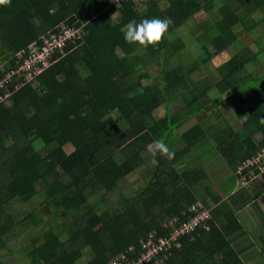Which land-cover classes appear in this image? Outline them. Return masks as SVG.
Segmentation results:
<instances>
[{
    "label": "trees",
    "instance_id": "obj_1",
    "mask_svg": "<svg viewBox=\"0 0 264 264\" xmlns=\"http://www.w3.org/2000/svg\"><path fill=\"white\" fill-rule=\"evenodd\" d=\"M199 14L204 22L191 30L199 56L179 62L182 72L174 56L187 41L175 32ZM152 17L172 20L161 43L144 48L125 42L121 29L129 21ZM61 24L81 28V42L32 82L13 76L15 83L7 86L11 103L0 102V264L21 251L28 264H107L121 254L131 260L149 232L161 231V220L196 203L210 212L209 229L184 238L165 264H264L259 246L236 240L243 231L241 207L226 194L228 185H252L253 168L243 166L264 149V70H250L264 59V0H126L119 8L109 0H11L0 5V81L19 67V52ZM240 25L261 35H249L252 43L244 45L235 30ZM203 64L213 66L219 79L195 77ZM227 93L240 101L243 130L217 114L221 127L211 135L214 126L203 123V114L210 104L220 113ZM162 107L165 115L156 119ZM191 119L196 123L180 133ZM177 135L183 145L165 159L169 168L164 160L154 170L144 195L120 206L99 201L85 210L145 163L148 144ZM181 163L184 169H178ZM171 185L170 199L160 200ZM38 198L69 219L51 222L25 208ZM141 199L159 211L155 217L146 218ZM17 242L25 247L12 249ZM87 253L88 261L80 263Z\"/></svg>",
    "mask_w": 264,
    "mask_h": 264
},
{
    "label": "built area",
    "instance_id": "obj_2",
    "mask_svg": "<svg viewBox=\"0 0 264 264\" xmlns=\"http://www.w3.org/2000/svg\"><path fill=\"white\" fill-rule=\"evenodd\" d=\"M126 0H109L112 7L119 8ZM83 38V31L76 25H62L59 30L48 32L40 37L38 42L30 44L27 48L18 53L19 67L12 70L0 81V91L4 92L0 96L1 103H8L13 92L8 90V84H13V76L18 80H27L32 82L38 79L42 73L52 67L60 59L65 57L69 47L77 45ZM21 84H16V88H20ZM261 152V153H260ZM255 157L247 159L243 167H251L253 169L260 168L263 172L264 168V149H262ZM260 160L258 161V157ZM251 170V180L258 177L254 170ZM242 168L240 169V171ZM242 184L247 185L246 177L242 178ZM210 212L206 210L201 203H196L180 214L166 219L161 224V231L153 230L140 241L142 251L137 258L129 260L127 255L121 254L117 258H112L107 264H165L172 256V251L183 248V239L191 237L194 233H198L201 229H209L208 220H210ZM162 232V233H161ZM134 251V247L130 248Z\"/></svg>",
    "mask_w": 264,
    "mask_h": 264
},
{
    "label": "rangeland",
    "instance_id": "obj_3",
    "mask_svg": "<svg viewBox=\"0 0 264 264\" xmlns=\"http://www.w3.org/2000/svg\"><path fill=\"white\" fill-rule=\"evenodd\" d=\"M142 8L143 7H139L138 10L141 11ZM204 18H205V16L203 14L196 15V17L194 18V21L191 24H189L188 26L186 25L184 29L177 30L175 32L176 35H181L187 41V46L184 49V51H182V53L180 55L174 56V58H175L174 63L176 64L177 68L182 72L185 71L184 63H179V62H184V61L190 60L191 58L197 60V58L199 56V53H198V50L200 49V46H198L199 39L191 33L192 32L191 30L193 29L194 26H196L200 22H202V20L204 22ZM235 30L237 33L243 34V36H241V42L244 45H248V44L252 43L251 37L249 35L257 36V37L261 35L260 30H257V32H255L254 34L249 33V32L246 33L245 26H243V25L238 26V28H236ZM232 54H233L232 52H229V54H227L225 56V59ZM261 58H263V56ZM217 63H219V61ZM256 69L264 70V59H263V63L261 65H258L256 62H254L250 66V70H256ZM194 76L195 77H203V76L208 77V76H210L211 78H213V80L219 79L218 74L215 72V70H213V66H210V64L201 65L200 70L195 72ZM218 95L219 94L215 91L214 93H212V98L216 99L218 97ZM221 99H222V101L220 103V111H221L220 113H219V111L215 110V107L213 104H210L207 106V108L205 110L206 113L203 114V117H204L203 123L206 124L207 126L209 124V126H211V128H212V126H214V130L212 129L210 134L214 135L215 133H217V129H218L217 126L221 127L220 124L216 125V123L218 121L217 114L220 116L221 120L223 118L226 121H229V123L233 126L234 129L239 130V131L243 130L242 120L238 119L237 113H236V109L239 107L240 101L237 100L232 95V93L225 94L224 96L221 97ZM180 104H181V102L178 100L176 104L172 105V108L174 110H177L180 107ZM7 105H9V104L7 103ZM246 107L250 110L254 107V104L252 102H250L246 105ZM165 111H166L165 108H163V107L160 108V110L155 114V118L156 119L162 118L165 115ZM194 123H196V121L194 119H191V120L185 122L184 125H182L179 128V132L180 133L183 132V128L190 127ZM248 131H250V130H247V132ZM166 144L168 145L171 152L174 153L178 150L179 147H181L183 145V142H182L181 136L177 135L175 138L171 139ZM71 151H73V147L71 145H69L67 147V152H71ZM151 157H152V155H151ZM214 157H215V155H210V156H208V159L210 160V159H213ZM152 158L154 159V157H152ZM160 158H161L160 156L155 157V161H159ZM165 159H166V157L164 158V160ZM209 160H206V162ZM257 160L258 161L260 160V156L258 157ZM166 161H167V166L169 168L170 166H169L168 160H165V162ZM201 162H203V157L201 159ZM146 164L149 166L148 169H150V167H152L153 165H154L153 166L154 170L157 168L155 166L157 164V162H154V160H152V159L147 160ZM214 165H215V162H214ZM183 166H185V164L182 165V167ZM182 167H180V168H182ZM141 168H146V165L142 166ZM178 168H179V166H178ZM262 174L264 176V168H263ZM149 177H150V173H148V172H147V176L145 173L136 172L135 175H131L130 177L123 179L120 182L118 189L114 193H111L109 196H107V194L104 192V195H103L104 200L103 201H101L100 195H97L96 197L91 199L89 202V206L86 207L85 210L89 211L90 207L91 206L95 207L99 201L104 202L109 207L115 206V205L120 206L126 200H131V199H133L134 196L137 195L136 191L142 188V187L139 188L140 185H142L143 183H146L145 185L150 183L151 180L149 179ZM137 178H140L142 180V184H141V182L138 181ZM213 179H214V177H213ZM257 179H261V178H257ZM201 182H203V180ZM143 190H144V192L146 191V186L142 189V191ZM105 194L107 197L105 196ZM245 196H246V193L243 194L242 199ZM25 208H30V209L35 210L37 217L41 216V215H38V211L41 212L42 215L45 216L46 220L50 219L51 222L58 220V219H62V220H58V221H60L63 224V222H65L67 219H69L68 218L69 216H66V215H64V216H66L65 218L61 217L60 211L54 213L53 211L46 209L45 206L43 205V201L40 198L32 200L31 202H29L25 206ZM48 225L50 226L52 224H48ZM48 232L50 233L51 230L50 229L46 230V234ZM245 240L252 243V238H250V237L245 238ZM11 245H12V249H14V250L18 249L19 246L25 247L24 244L20 243V242L11 243ZM22 250H24V249L22 248ZM88 255H89V253H87L84 256V258L80 261V263H86L88 261ZM3 260H4L5 264H28L30 262L29 258L27 257V254L24 251H21V252L15 254L13 256L4 257Z\"/></svg>",
    "mask_w": 264,
    "mask_h": 264
},
{
    "label": "crops",
    "instance_id": "obj_4",
    "mask_svg": "<svg viewBox=\"0 0 264 264\" xmlns=\"http://www.w3.org/2000/svg\"><path fill=\"white\" fill-rule=\"evenodd\" d=\"M146 155H148L147 156L148 158H146V162L147 160H150V159L155 160V158L153 159L151 157V153L147 152ZM164 158L165 157H161L155 166L156 167L162 166L163 165L162 162L164 161ZM146 162L144 164H141V166L136 169L137 171L135 170L133 172L134 174L132 173L131 175H135L136 172H138V173H145L147 176V172H148L150 173L149 179L152 181L154 165L150 167V169H148L149 166L146 164ZM145 165H146V168H141L142 166H145ZM182 165L184 164L181 163L178 169H184ZM131 175L127 176L126 178L130 177ZM260 178L261 179H256L248 189L235 190L234 185H231V186L228 185L227 190L230 191V194L227 192L226 194L233 205L241 207L240 209L241 216H242L241 224H243V231L239 233L236 240L240 242L242 240H245V238L250 237L252 238L253 247L256 248L257 246H259L260 250L264 251V177H260ZM137 179L142 184V180L140 178H137ZM145 184L146 183H143L142 185H140L139 188L141 187L142 188L136 191L137 195L134 197H140L144 195L145 192L144 190L142 191V189L145 186H148L149 183L147 185ZM174 191H175V187L173 185L169 186L167 192L159 195L160 200L168 201L170 199V197L168 196L169 192L171 193ZM244 193H246V196L242 199ZM201 199L203 200V196L202 198H199V200ZM139 203L142 209H144L147 219H151L158 214L159 212L158 210L154 211L152 209H148L145 206L144 201L142 199L139 201ZM160 203L161 202H159L158 205ZM166 219L161 220L159 224H162L164 221H166Z\"/></svg>",
    "mask_w": 264,
    "mask_h": 264
},
{
    "label": "clouds",
    "instance_id": "obj_5",
    "mask_svg": "<svg viewBox=\"0 0 264 264\" xmlns=\"http://www.w3.org/2000/svg\"><path fill=\"white\" fill-rule=\"evenodd\" d=\"M115 2L119 3V0H115ZM10 3L11 0H0V5H8ZM171 24H172V20L167 17L144 18L139 22H137L136 20L129 21L124 26V28L121 29V31L123 32V38L126 43L138 44L144 48H147L150 45L156 46L159 43H161L164 40L165 35L167 34L169 30V26ZM62 25H66V24H61L54 31L59 30V28ZM11 101L12 99L8 102V104L11 103ZM260 122L264 124V117L260 118ZM146 147H147V151L151 153L152 157L154 158L160 156V157H166L168 159H172L174 156V153L171 152L168 145L165 143L163 139L155 140L152 143L148 144ZM154 162H158V161L154 160ZM257 175H258L257 178L264 177L261 172H259ZM257 178H255L252 181L254 182Z\"/></svg>",
    "mask_w": 264,
    "mask_h": 264
}]
</instances>
